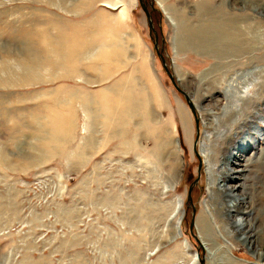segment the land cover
I'll return each mask as SVG.
<instances>
[{"label": "rangeland", "instance_id": "rangeland-1", "mask_svg": "<svg viewBox=\"0 0 264 264\" xmlns=\"http://www.w3.org/2000/svg\"><path fill=\"white\" fill-rule=\"evenodd\" d=\"M156 1L149 29L138 0H0V264H264V0ZM123 11L133 54H94Z\"/></svg>", "mask_w": 264, "mask_h": 264}, {"label": "crops", "instance_id": "crops-1", "mask_svg": "<svg viewBox=\"0 0 264 264\" xmlns=\"http://www.w3.org/2000/svg\"><path fill=\"white\" fill-rule=\"evenodd\" d=\"M116 3H117L116 0H103L102 3L94 4V6L102 5L105 7L113 8L115 7ZM117 18L121 20V22H123L122 26L124 25L126 29L122 31H110L104 33V35H101L100 37H94V39H101L107 41L106 43H100L96 45L94 48L95 49L94 54H99L100 50L106 48H111L112 51L109 54L117 57L131 56L133 54V50H134L133 47L135 46L137 39L134 36L133 30L129 28L128 13L123 11V17H120V15H118ZM85 39H91V38L86 37ZM117 61L119 64L115 65L116 66L114 68L115 73L126 70H136L138 67L135 64V69L134 68L129 69L126 65H120L121 60L119 61L118 59ZM99 66L100 65H98V70L102 68ZM101 70H103V68ZM114 76L115 74L112 75V77ZM94 79L95 80L93 82L87 83V91L86 94L84 93L89 98V99L87 98L88 103H94V104H119L124 102L136 103L138 101L140 102L141 100V99L139 100L138 97L141 98V96L143 95L144 85H142V80H140V83L138 82L139 84H141V86H138L137 84H135V81L133 80L115 81L114 79L111 80L104 79V80L96 81V77ZM127 97H129L130 99L128 100L122 99ZM105 116L106 118H108L104 122V128L106 129V131L103 130V134L101 135V140H97L95 142L101 143L102 145H108L106 148H108L109 153L125 152L126 141H124L123 136L124 135L126 136L127 134L121 131V128L124 126L125 123L122 124L120 119L115 118L116 116L113 113ZM115 119H118V121ZM148 126L150 127L151 123H149ZM111 143H113L114 146L110 145Z\"/></svg>", "mask_w": 264, "mask_h": 264}, {"label": "bare ground", "instance_id": "bare-ground-1", "mask_svg": "<svg viewBox=\"0 0 264 264\" xmlns=\"http://www.w3.org/2000/svg\"><path fill=\"white\" fill-rule=\"evenodd\" d=\"M123 16V15H122ZM239 99V98H238ZM239 101H240V99H239ZM239 114V109H237L236 107H232V106H230V105H228V106H226V112H225V115H224V117H228V116H230L231 114ZM234 116V115H233ZM223 117V118H224ZM233 118V117H232ZM205 157V159H207L208 158V156L207 155H205L204 156ZM207 162V161H206ZM223 174V173H222ZM213 178V177H212ZM233 180H235V178L234 179H231V181H233ZM225 189V191H229L228 193L230 194L229 196L231 197V198H233V202L230 204V205H228V207H232V208H234L236 205H237V201H243L244 200V198L243 197H234L232 194L235 192V187L234 186H232V187H230V188H224ZM224 192V191H223ZM232 193V194H231ZM231 209V208H230ZM230 211H233V210H230ZM180 213V208L179 207H177L176 209H175V214L177 215V214H179ZM246 213V212H245ZM181 216V214L179 215V217ZM178 217V221H180V222H178V223H176L175 224V228L177 229L178 228V225L181 223V220H179L180 218ZM248 222V221H247ZM249 223V222H248ZM235 227H236V231H243L245 228L246 229H249L250 228V223L249 224H247L246 222H244V219L242 220V218H240V219H238V222L236 223V225H235ZM245 238H247V236H245ZM193 258L194 259H196V255L194 254L193 255Z\"/></svg>", "mask_w": 264, "mask_h": 264}, {"label": "water", "instance_id": "water-1", "mask_svg": "<svg viewBox=\"0 0 264 264\" xmlns=\"http://www.w3.org/2000/svg\"><path fill=\"white\" fill-rule=\"evenodd\" d=\"M154 2H156V3L158 4V2H157L156 0H153V1H150V2L148 3V4H149V7L154 8V7H153V3H154ZM139 3H140V5H141L143 11L145 12V15H146L147 19H148V26H149L150 29H152V24H151V20H150V13H149V11H148L147 5H146V3L144 2V0H139ZM154 48H155V50H156L157 55L160 57V54H159L158 50L156 49V44H155V43H154ZM163 67H164V64H163ZM166 71H167V73H168V75H169L171 81L174 82V78L172 77V75L168 72V70H166ZM196 129H197V127H196ZM189 192H190V190H189ZM188 199H190L189 194H188ZM196 255H198V252L196 253ZM200 263H201V264H204V260H203L202 258L200 259Z\"/></svg>", "mask_w": 264, "mask_h": 264}, {"label": "trees", "instance_id": "trees-1", "mask_svg": "<svg viewBox=\"0 0 264 264\" xmlns=\"http://www.w3.org/2000/svg\"><path fill=\"white\" fill-rule=\"evenodd\" d=\"M153 13L151 12V15H152Z\"/></svg>", "mask_w": 264, "mask_h": 264}]
</instances>
